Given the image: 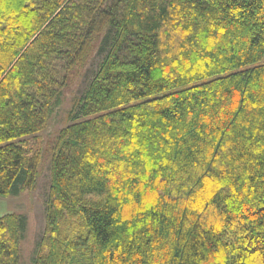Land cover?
Masks as SVG:
<instances>
[{
	"label": "trees",
	"instance_id": "16d2710c",
	"mask_svg": "<svg viewBox=\"0 0 264 264\" xmlns=\"http://www.w3.org/2000/svg\"><path fill=\"white\" fill-rule=\"evenodd\" d=\"M99 42L34 264H264V0H0V196ZM27 225L0 216V264Z\"/></svg>",
	"mask_w": 264,
	"mask_h": 264
},
{
	"label": "rangeland",
	"instance_id": "374dc122",
	"mask_svg": "<svg viewBox=\"0 0 264 264\" xmlns=\"http://www.w3.org/2000/svg\"><path fill=\"white\" fill-rule=\"evenodd\" d=\"M100 46L101 43H97L96 50L88 64L75 71L71 76L60 103L54 109L45 130L26 140L29 147L39 150L42 154L37 187L17 195L0 196V216L16 213L26 216L28 221L27 230L21 243V264H34L46 228V207L51 180L52 155L50 147L58 132L71 122L70 112L74 108L77 98L84 94L104 58V52L100 50Z\"/></svg>",
	"mask_w": 264,
	"mask_h": 264
}]
</instances>
